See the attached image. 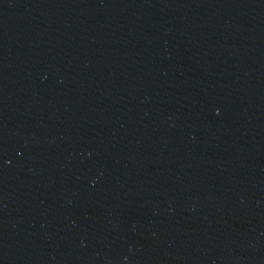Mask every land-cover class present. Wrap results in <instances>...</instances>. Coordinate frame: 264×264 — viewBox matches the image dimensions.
Wrapping results in <instances>:
<instances>
[{
    "label": "water",
    "instance_id": "water-1",
    "mask_svg": "<svg viewBox=\"0 0 264 264\" xmlns=\"http://www.w3.org/2000/svg\"><path fill=\"white\" fill-rule=\"evenodd\" d=\"M0 264H264V0H0Z\"/></svg>",
    "mask_w": 264,
    "mask_h": 264
}]
</instances>
